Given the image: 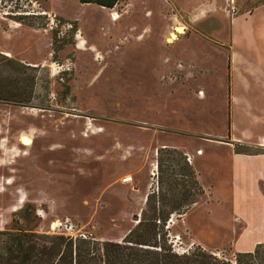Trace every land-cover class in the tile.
<instances>
[{
    "label": "rangeland",
    "instance_id": "1",
    "mask_svg": "<svg viewBox=\"0 0 264 264\" xmlns=\"http://www.w3.org/2000/svg\"><path fill=\"white\" fill-rule=\"evenodd\" d=\"M228 78L238 132L264 133L262 0H0V231L69 235L67 221L75 237L120 241L144 207L179 208L176 252L202 245L234 258L241 225L228 200L208 214L186 152L226 134ZM3 238L0 262H16Z\"/></svg>",
    "mask_w": 264,
    "mask_h": 264
},
{
    "label": "trees",
    "instance_id": "2",
    "mask_svg": "<svg viewBox=\"0 0 264 264\" xmlns=\"http://www.w3.org/2000/svg\"><path fill=\"white\" fill-rule=\"evenodd\" d=\"M264 2V0H262ZM84 4H97L114 8L120 0H80ZM69 91V88H68ZM241 151L240 149H237ZM243 151V150H242ZM188 173L195 172L188 169ZM197 183V182H196ZM264 187V183L262 184ZM152 199L147 196V204ZM197 200H192L191 203ZM189 205V204H187ZM181 206H184L181 203ZM148 215V208L142 209L139 222L122 240L98 239L93 236H70L64 234H37L24 230L0 231L2 253L16 254V262L6 264H264V242L258 243L252 251H239L234 258L218 255L202 245L193 246L179 253L169 238L168 221L174 212L184 213L179 208L164 211L156 208ZM158 220L160 222H158Z\"/></svg>",
    "mask_w": 264,
    "mask_h": 264
},
{
    "label": "crops",
    "instance_id": "3",
    "mask_svg": "<svg viewBox=\"0 0 264 264\" xmlns=\"http://www.w3.org/2000/svg\"><path fill=\"white\" fill-rule=\"evenodd\" d=\"M233 32L228 48L230 64L234 56L231 48ZM223 89L226 92V100H228L226 111L224 110L228 117V124L223 131H226V134L221 136V134L215 133L214 136L220 139H206L205 142L208 143V146L206 149L202 147L201 154L197 153L198 148H192L186 152L194 156V167L208 195V199L204 202L208 214L213 213L214 208L211 203H214L215 200L221 206L228 200L232 209V218L241 225L234 246L239 251L246 252L254 250L258 243L264 242V190L262 188V183H264V133L261 131L257 135L249 129H242L238 132L239 125L236 123V119L234 120V111H231L229 101L230 78ZM261 127H264V122ZM237 145L256 147L260 151L239 152L236 150ZM205 154L207 157L200 160L199 158ZM209 161H215L217 165L214 164V168H216L212 173L215 174V177L210 176L206 184L203 181L202 169ZM149 188L150 186L147 185L142 191L144 201L147 199ZM217 210L220 208L218 207ZM223 210L225 208L222 207L221 211ZM214 212L216 213V210ZM0 264L6 263L0 262Z\"/></svg>",
    "mask_w": 264,
    "mask_h": 264
},
{
    "label": "built area",
    "instance_id": "4",
    "mask_svg": "<svg viewBox=\"0 0 264 264\" xmlns=\"http://www.w3.org/2000/svg\"><path fill=\"white\" fill-rule=\"evenodd\" d=\"M182 66V64L179 65V67ZM201 95H203V91L200 92ZM202 149L198 150V154H201L202 153ZM193 155H191L190 153H187V160L192 163L193 162ZM133 181V176L132 175H129V176H125L124 177V182H132ZM173 219L170 218V220L168 221V225H167V228L170 227V223ZM63 226V228H59L61 231H64V233L66 234H69L70 236H73L75 235L74 234V225L72 223L69 224V222H64L61 224ZM170 233V232H169ZM81 236H84L86 237L87 235L86 234H81ZM75 237V236H74ZM180 239V236L179 235H175V236H172V239H170V242H177L178 240ZM178 252V251H177ZM180 253V252H179Z\"/></svg>",
    "mask_w": 264,
    "mask_h": 264
},
{
    "label": "bare ground",
    "instance_id": "5",
    "mask_svg": "<svg viewBox=\"0 0 264 264\" xmlns=\"http://www.w3.org/2000/svg\"><path fill=\"white\" fill-rule=\"evenodd\" d=\"M120 14L119 13H117V12H114L113 14H112V17H113V19H118V18H120ZM177 32H179V33H183V32H185L184 30H185V28L183 27V26H177ZM79 38H82L80 35H79ZM175 39H177V35H176V33H172L171 34V37L169 38V40H171V41H173V40H175ZM81 43L82 42H84L83 40H81L80 41ZM80 42H79V44H80ZM81 46V45H80ZM22 133V132H21ZM20 141H21V143L23 144V145H25V146H30L32 143H33V138H32V136L31 135H29V134H23L21 137H20ZM3 144V143H2ZM21 201H23V199H21ZM20 203V202H19ZM58 224H54L53 226L55 227V226H57Z\"/></svg>",
    "mask_w": 264,
    "mask_h": 264
},
{
    "label": "clouds",
    "instance_id": "6",
    "mask_svg": "<svg viewBox=\"0 0 264 264\" xmlns=\"http://www.w3.org/2000/svg\"><path fill=\"white\" fill-rule=\"evenodd\" d=\"M3 163H5V161L4 160H0V164H3Z\"/></svg>",
    "mask_w": 264,
    "mask_h": 264
},
{
    "label": "water",
    "instance_id": "7",
    "mask_svg": "<svg viewBox=\"0 0 264 264\" xmlns=\"http://www.w3.org/2000/svg\"><path fill=\"white\" fill-rule=\"evenodd\" d=\"M138 217H139V215H138V214H136V215H135V218H136V219H138Z\"/></svg>",
    "mask_w": 264,
    "mask_h": 264
}]
</instances>
